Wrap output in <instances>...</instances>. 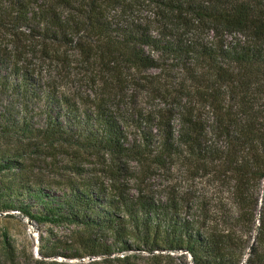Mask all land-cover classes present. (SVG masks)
<instances>
[{
    "label": "trees",
    "instance_id": "1",
    "mask_svg": "<svg viewBox=\"0 0 264 264\" xmlns=\"http://www.w3.org/2000/svg\"><path fill=\"white\" fill-rule=\"evenodd\" d=\"M0 30V95L21 106L4 129L34 138L1 151L0 170L33 149L76 148L109 179L82 178L76 163L70 194L31 192L49 219L85 224L66 257L264 264V0H12ZM75 78L90 83L89 105ZM178 164L188 181L220 180L236 213L191 182L159 197L149 179Z\"/></svg>",
    "mask_w": 264,
    "mask_h": 264
},
{
    "label": "rangeland",
    "instance_id": "2",
    "mask_svg": "<svg viewBox=\"0 0 264 264\" xmlns=\"http://www.w3.org/2000/svg\"><path fill=\"white\" fill-rule=\"evenodd\" d=\"M11 1L0 0V7L4 10L9 9ZM2 32L5 33L0 30V34ZM4 42H11L8 36H5ZM13 48L9 45V49L13 50ZM29 59L35 61L34 56L29 55ZM81 78L80 80L77 78L72 79L68 85L71 87L72 92H78L79 100L86 101L89 105L92 98L91 85L87 79ZM64 88L68 90L66 85ZM20 107L18 99L0 95V152L34 140L28 135L13 131L6 132L4 129V115L7 114L5 110L9 109L8 111L17 112ZM202 111L205 114V109ZM37 119V124L40 126L45 125L44 115ZM43 150L45 151V149ZM46 150L51 152L52 156L42 153L43 151L42 154L36 155L33 153V149L30 155H25L26 157L23 160L18 161L19 158H17V163L13 167L0 170V264H90L91 261L101 262L104 259L103 256L66 257V255L74 253V250L80 245L81 237L86 235L85 224L69 221L56 222L49 219L46 215L49 214L47 209L31 195V192L33 193L35 192L33 190L38 189L48 197L54 196L57 198H63V196L70 194L69 189L62 182L70 177L81 178L80 175L73 172L72 166L76 163L82 164V168L86 170L82 172V178L95 176L97 173L104 184L109 185V179L102 172V165L100 164L103 159L98 155H89V152L79 155V150L76 148H57L56 150L46 148ZM53 162L55 165H53ZM181 169V165L178 164L171 169L162 170L159 173L160 175L149 179L148 185L152 183V190H156L157 193L160 192L159 197H163L164 194H176L179 189H186L191 182L194 185L193 188L198 190L197 193L201 194V200H205V197L220 196L222 204H219L216 199H213L211 204L221 208L219 212H222L224 195V202L227 203L225 206H231L233 212L236 213V205L233 203L229 192H227L228 188L223 186L220 180L211 183L210 177H204L188 181ZM23 183H28L30 185L29 189H24ZM135 184L137 183L131 182L130 187L134 188ZM261 184L260 194L264 190V182ZM218 190L219 193H216ZM261 200L260 195L259 204H261ZM100 202L104 204L103 199ZM24 207L30 211V214L25 213ZM63 211H66V209H63ZM256 212L258 217L259 207ZM256 225H258L257 220ZM256 231L254 230L251 235L252 241L255 239ZM123 254L125 253L118 252L114 255L122 256ZM141 257L147 258V253H138L135 259L140 260ZM145 261H142V263L148 264L146 259ZM245 261H243V264H247Z\"/></svg>",
    "mask_w": 264,
    "mask_h": 264
}]
</instances>
